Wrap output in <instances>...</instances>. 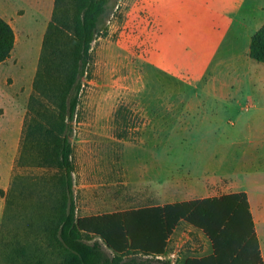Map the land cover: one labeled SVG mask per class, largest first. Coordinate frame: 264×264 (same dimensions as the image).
Masks as SVG:
<instances>
[{
    "label": "rangeland",
    "instance_id": "obj_1",
    "mask_svg": "<svg viewBox=\"0 0 264 264\" xmlns=\"http://www.w3.org/2000/svg\"><path fill=\"white\" fill-rule=\"evenodd\" d=\"M158 30L156 2L113 0L91 45L90 64L71 122L73 201L78 217L178 201L182 190L197 195L185 182L192 181L198 170L206 173V159L185 146L199 142L194 127L202 121L186 113L190 108L194 115L205 110L197 98L207 78L191 88L186 77L160 70ZM32 83L8 80L7 86H0V113L24 114ZM119 108L126 120L115 117ZM43 134V128L34 129L38 141L43 142ZM238 149L240 145L234 147L232 162H226L223 170L240 181L244 171L234 162L241 157ZM18 152L14 159L0 152V183L5 181L4 189L0 187V264H62L48 233L59 191L52 181L42 180L52 171L15 166ZM23 161L31 162V154ZM255 161L247 169L260 175L264 184V158ZM234 183L230 177L216 179L212 195L235 192ZM89 242L98 243L113 258L99 239L89 238ZM211 251L200 231L180 222L161 258L134 255L112 264H171V253L176 255L175 264H182L186 258Z\"/></svg>",
    "mask_w": 264,
    "mask_h": 264
},
{
    "label": "trees",
    "instance_id": "obj_2",
    "mask_svg": "<svg viewBox=\"0 0 264 264\" xmlns=\"http://www.w3.org/2000/svg\"><path fill=\"white\" fill-rule=\"evenodd\" d=\"M113 0H54L38 67L27 100L15 166L52 171L42 180L59 191L48 223L50 239L62 264L120 263L126 256L163 255L180 222L200 231L211 253L186 258L182 264H263L247 195L234 192L219 197L149 204L135 209L78 217L73 201L71 122L78 95L90 64L91 45ZM14 47V32L0 17V63ZM249 57L264 64V25L249 44ZM119 108L116 118L126 120ZM43 128V142L34 129ZM32 161H23L26 154ZM89 238L99 239L113 258Z\"/></svg>",
    "mask_w": 264,
    "mask_h": 264
},
{
    "label": "crops",
    "instance_id": "obj_3",
    "mask_svg": "<svg viewBox=\"0 0 264 264\" xmlns=\"http://www.w3.org/2000/svg\"><path fill=\"white\" fill-rule=\"evenodd\" d=\"M153 1L159 28L155 64L174 77H186L191 88L207 78L197 98L205 110L194 115L190 108L186 113L202 121L194 127L200 139L185 146L205 155L206 173L198 170L192 181L185 182L197 195L182 190L178 201L160 206L212 198L216 179L230 177L237 185L235 192L247 195L264 264V184L260 175L247 169L264 158V64L248 55L252 35L264 25V0ZM53 8L54 0H0V17L14 32L10 56L0 63V86H7L8 80L22 84L34 79ZM25 114L26 110L22 115L0 113V152L10 153L12 159L18 152ZM239 145L241 157L234 162L244 171L240 181L223 170Z\"/></svg>",
    "mask_w": 264,
    "mask_h": 264
},
{
    "label": "built area",
    "instance_id": "obj_4",
    "mask_svg": "<svg viewBox=\"0 0 264 264\" xmlns=\"http://www.w3.org/2000/svg\"><path fill=\"white\" fill-rule=\"evenodd\" d=\"M161 256H162V255L157 256V257H158V258H161ZM175 261H176V255H175V253H171V254H170V262H171V264H175Z\"/></svg>",
    "mask_w": 264,
    "mask_h": 264
}]
</instances>
